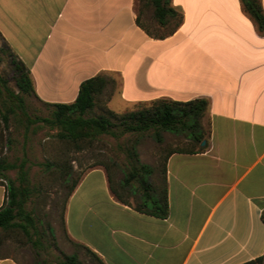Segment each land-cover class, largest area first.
I'll use <instances>...</instances> for the list:
<instances>
[{
	"label": "crops",
	"instance_id": "0c3cea01",
	"mask_svg": "<svg viewBox=\"0 0 264 264\" xmlns=\"http://www.w3.org/2000/svg\"><path fill=\"white\" fill-rule=\"evenodd\" d=\"M171 5L182 22L156 37L137 0H0V36L45 103L74 102L99 74L117 112L161 98L208 101L204 148L168 156L167 217L120 202L107 170L93 167L67 201L73 241L106 264H242L264 254V29L243 0ZM5 199L0 184V207ZM0 264L20 262L0 255Z\"/></svg>",
	"mask_w": 264,
	"mask_h": 264
},
{
	"label": "rangeland",
	"instance_id": "374dc122",
	"mask_svg": "<svg viewBox=\"0 0 264 264\" xmlns=\"http://www.w3.org/2000/svg\"><path fill=\"white\" fill-rule=\"evenodd\" d=\"M137 8L142 9V22L154 33H166L174 26V21L165 28L158 26L154 7L149 0H137ZM2 47L6 49L0 36V73L16 88L11 58ZM110 91L108 87L98 96L97 105L88 115L106 113ZM1 98L0 157L19 163L25 158L33 187L29 209L35 213L36 229H32V235L28 236L20 229L0 230V255H11L20 264H65L68 256L74 253L78 255L80 264H100L88 249L66 233L64 218L69 185L89 169L102 166L110 173L113 185L120 189L121 182L129 175L133 165L148 164L155 169L151 180L162 186L163 165L169 152L176 148L198 147L183 135L166 130L161 131L162 141L156 138L154 131H150L128 132L118 137L103 134L97 139L75 144L59 138L57 129L43 122L26 128L15 121L18 117L12 116L6 125L1 115L4 111ZM138 107L133 105L122 112H115L124 113ZM26 110L32 118L45 117L50 115L51 107L34 95H27ZM116 130L120 131V128ZM7 173L15 178L17 169ZM4 182L7 184L6 180ZM128 200L135 204L134 196H128Z\"/></svg>",
	"mask_w": 264,
	"mask_h": 264
},
{
	"label": "trees",
	"instance_id": "16d2710c",
	"mask_svg": "<svg viewBox=\"0 0 264 264\" xmlns=\"http://www.w3.org/2000/svg\"><path fill=\"white\" fill-rule=\"evenodd\" d=\"M154 7V16L160 26H166L174 21V26L166 33H154L151 35L164 37L172 33L182 22V14L172 5L171 0H149ZM246 9L251 16L264 29V9L259 0H243ZM138 22L140 19L138 17ZM3 51H7L11 58V65L15 72V87L0 73V97H2V119L6 125L12 116L18 117L17 123L29 127L43 122L51 128L57 129L59 138L79 144L86 140L97 139L103 134L120 136L125 133H146L154 131L159 141L163 140L161 131H171L183 135L188 141L203 149L202 141L207 138V129L202 118L208 109V101L204 98L189 101L173 99H156L149 104L139 105L137 109L124 113H117L109 108L106 113L88 115L97 105V98L104 93L109 79L102 74L84 80L80 85L77 99L71 103H47L51 107L49 116L32 118L26 110V96L35 95L33 77L28 66L5 44ZM120 128L117 131L116 128ZM196 148H176L169 152L163 165V184H155L151 177L155 173L153 166L148 164L133 165L128 176L120 184V189L112 183L108 173L110 186L116 198L125 204H131L128 196H134L135 208L143 213L156 217H167L169 213L168 186H167V159L175 151L194 152ZM17 169L15 178L8 175V171ZM83 175L76 178L68 187L67 198L72 195ZM7 181L5 184L4 181ZM0 184L6 186V199L0 207V230L20 229L26 235H32V229H36L35 213L29 209V203L33 196V187L26 159L19 162H11L0 157ZM264 222V209L261 214ZM36 231V230H35ZM84 246L96 257L100 264H106L95 252ZM65 264H80L76 253L68 256ZM242 264H264V254L244 262Z\"/></svg>",
	"mask_w": 264,
	"mask_h": 264
},
{
	"label": "water",
	"instance_id": "95a60500",
	"mask_svg": "<svg viewBox=\"0 0 264 264\" xmlns=\"http://www.w3.org/2000/svg\"><path fill=\"white\" fill-rule=\"evenodd\" d=\"M206 144V139L202 141V145H205Z\"/></svg>",
	"mask_w": 264,
	"mask_h": 264
}]
</instances>
